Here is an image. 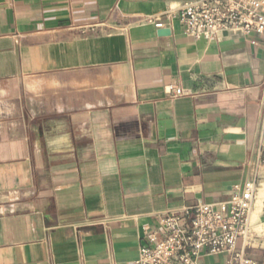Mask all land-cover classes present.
Here are the masks:
<instances>
[{
  "label": "crops",
  "instance_id": "obj_1",
  "mask_svg": "<svg viewBox=\"0 0 264 264\" xmlns=\"http://www.w3.org/2000/svg\"><path fill=\"white\" fill-rule=\"evenodd\" d=\"M195 1L0 0V264H135L158 215L249 181L260 219L264 42L155 28Z\"/></svg>",
  "mask_w": 264,
  "mask_h": 264
},
{
  "label": "built area",
  "instance_id": "obj_2",
  "mask_svg": "<svg viewBox=\"0 0 264 264\" xmlns=\"http://www.w3.org/2000/svg\"><path fill=\"white\" fill-rule=\"evenodd\" d=\"M165 25L178 23L193 40H215L224 31L257 36L264 42V0H197L164 15ZM255 41H253V44ZM172 98L186 95L171 89ZM259 184L249 181L231 187L229 199L216 205L196 204L166 211L156 217L159 231L143 228L135 264H202L204 257L228 254L223 264H252L243 248L260 247L264 240V211L252 221Z\"/></svg>",
  "mask_w": 264,
  "mask_h": 264
},
{
  "label": "water",
  "instance_id": "obj_3",
  "mask_svg": "<svg viewBox=\"0 0 264 264\" xmlns=\"http://www.w3.org/2000/svg\"><path fill=\"white\" fill-rule=\"evenodd\" d=\"M159 34H161V35H165V34H168V31H164V30H162V31L159 32Z\"/></svg>",
  "mask_w": 264,
  "mask_h": 264
},
{
  "label": "rangeland",
  "instance_id": "obj_4",
  "mask_svg": "<svg viewBox=\"0 0 264 264\" xmlns=\"http://www.w3.org/2000/svg\"><path fill=\"white\" fill-rule=\"evenodd\" d=\"M256 215V214H255ZM255 215H254V217H255Z\"/></svg>",
  "mask_w": 264,
  "mask_h": 264
}]
</instances>
